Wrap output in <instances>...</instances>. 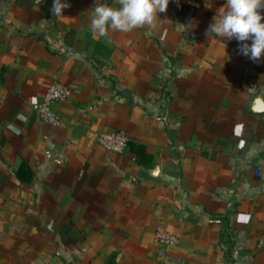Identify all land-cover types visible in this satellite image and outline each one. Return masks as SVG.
Masks as SVG:
<instances>
[{
    "label": "crops",
    "instance_id": "1",
    "mask_svg": "<svg viewBox=\"0 0 264 264\" xmlns=\"http://www.w3.org/2000/svg\"><path fill=\"white\" fill-rule=\"evenodd\" d=\"M255 3L0 0V264H264V37L234 47ZM53 81L57 126L31 109Z\"/></svg>",
    "mask_w": 264,
    "mask_h": 264
},
{
    "label": "built area",
    "instance_id": "2",
    "mask_svg": "<svg viewBox=\"0 0 264 264\" xmlns=\"http://www.w3.org/2000/svg\"><path fill=\"white\" fill-rule=\"evenodd\" d=\"M111 9L106 4L95 7L92 14V21L95 24L103 25L111 17ZM264 37V3H255L244 10L238 30L235 35L234 47L238 51L255 55ZM69 95V90L59 81L51 82L42 99L31 105L32 111L37 118L51 126L60 124V117L57 115L55 104L64 102ZM129 136L124 130L99 134L97 143L107 152L121 154L127 148ZM154 242L158 245H173L177 238L162 229L158 228L154 234Z\"/></svg>",
    "mask_w": 264,
    "mask_h": 264
}]
</instances>
